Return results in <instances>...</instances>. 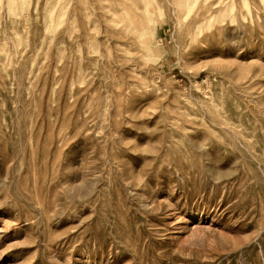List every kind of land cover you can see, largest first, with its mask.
Here are the masks:
<instances>
[{"label": "rangeland", "instance_id": "rangeland-1", "mask_svg": "<svg viewBox=\"0 0 264 264\" xmlns=\"http://www.w3.org/2000/svg\"><path fill=\"white\" fill-rule=\"evenodd\" d=\"M0 264H264V0H0Z\"/></svg>", "mask_w": 264, "mask_h": 264}]
</instances>
